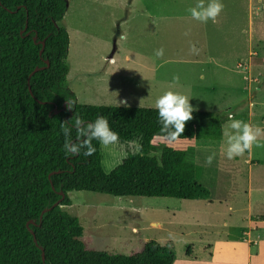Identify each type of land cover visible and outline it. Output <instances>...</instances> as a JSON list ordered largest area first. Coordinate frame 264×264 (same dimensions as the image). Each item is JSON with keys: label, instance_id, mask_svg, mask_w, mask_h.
<instances>
[{"label": "rangeland", "instance_id": "1", "mask_svg": "<svg viewBox=\"0 0 264 264\" xmlns=\"http://www.w3.org/2000/svg\"><path fill=\"white\" fill-rule=\"evenodd\" d=\"M65 1L58 25L69 37L67 85L78 104L154 108L156 98L171 90L185 95L193 111L231 114L259 129L252 147L232 159L224 151L223 132L232 131L228 120L219 141L199 140L188 150L186 160L201 168L198 182L207 198L69 192L71 205L62 209L78 219L86 248L127 256L147 241H171L173 264H264V253L248 252L242 242L249 240L241 239L249 210L264 216V0H221L220 14L198 33L186 24H204L182 16L201 0ZM167 26L168 33L160 31ZM161 48L164 54L156 56ZM138 151L137 139L99 145L101 169L110 173ZM257 227L249 238L258 242L264 226Z\"/></svg>", "mask_w": 264, "mask_h": 264}, {"label": "trees", "instance_id": "2", "mask_svg": "<svg viewBox=\"0 0 264 264\" xmlns=\"http://www.w3.org/2000/svg\"><path fill=\"white\" fill-rule=\"evenodd\" d=\"M66 8L65 0H0V264H173L171 241H147L127 256L87 249L78 219L62 207L71 205L72 191L207 198L198 182L201 168L187 162V152L199 140L219 141L228 115L193 111L184 131L168 142L155 108L78 104L67 86L69 37L58 25ZM75 115L88 122L106 118L117 143L137 139L139 151L110 173L101 169L96 140L91 156L65 155L61 123ZM71 137L77 140L74 129ZM60 191L64 199L40 221Z\"/></svg>", "mask_w": 264, "mask_h": 264}, {"label": "clouds", "instance_id": "3", "mask_svg": "<svg viewBox=\"0 0 264 264\" xmlns=\"http://www.w3.org/2000/svg\"><path fill=\"white\" fill-rule=\"evenodd\" d=\"M221 0H203L194 7L188 9L191 17L200 22L214 21L222 11ZM164 54L163 48L155 51L156 56ZM174 79H178L174 77ZM69 110L73 108L71 101H68ZM157 112L158 122L161 125L160 135L168 141L174 142L184 131L185 122L192 118L193 108L189 104V99L179 92L165 91L158 96L154 102ZM229 132L225 130L223 136L225 141V155L228 159L241 156L246 150L250 149L256 142L259 129L254 130L253 126L244 121L234 119L228 114ZM75 130L77 140L71 137L72 130ZM61 131L65 138L63 148L65 155L83 154L85 157L93 155L96 147L92 144L96 140L102 148H108L117 143L118 134L114 132L106 118L98 116L94 121L88 122L80 116H74L68 123H61ZM214 154L206 158V163L211 164Z\"/></svg>", "mask_w": 264, "mask_h": 264}, {"label": "crops", "instance_id": "4", "mask_svg": "<svg viewBox=\"0 0 264 264\" xmlns=\"http://www.w3.org/2000/svg\"><path fill=\"white\" fill-rule=\"evenodd\" d=\"M149 16H151V15H149ZM183 18L182 19H187V18H191V20H194L190 15H183L182 16ZM204 25H193V24H191V23H188V24H186V25H189V27L191 26L192 27V30H196L197 31V33L200 31L199 30V28H200V26L202 27V30L203 31H205L206 30V28H207V24H206V22H202ZM212 25H214V22L212 23ZM189 27L188 28H186V27H184V26H177V29L178 30H181L182 32H189L190 30H189ZM160 31L161 32H165V33H168L169 32V26H167V27H162V29H160ZM244 33H245V31H244ZM164 39V40H166V38L167 37H161V39ZM165 61H167V62H170L171 64H173V65H176V64H179V62H181V60H175V59H171V60H165ZM183 83V82H182ZM184 84V83H183ZM68 86V85H67ZM69 88V87H68ZM69 90H70V88H69ZM199 90V88L197 89V91ZM202 91V90H201ZM197 111V110H196ZM251 153V152H250ZM250 156H251V154H250ZM257 164H258V162H257ZM250 167H253V166H250ZM255 215L257 216V217H255ZM253 217H255L256 218V220H254L253 221ZM252 219V220H251ZM249 220H250V224H249V226L247 227V228H241V235H243L244 233L246 234V235H243L244 237L243 238H241V239H245L246 240V238L249 240V242H242V245L244 246V247H246L247 248V251L248 252H250L251 253V251L253 250V251H255V253L254 254H256V255H258L259 253L260 254H262V253H264V240H259L258 242L257 241H253L252 239H250L249 238V234H250V232L251 231H256V230H258V227H257V225H260V226H264V216H263V214H261V213H256V212H252V210H249ZM253 242L254 243V245H252L253 247H251V246H249V244L251 243V242ZM210 247H211V252H212V246L210 245ZM212 255H213V253H212ZM209 256H211V255H209ZM186 257H190V255L189 256H187L186 255ZM175 262V261H174ZM173 262V263H174ZM229 262L228 261H224L222 264H228ZM205 264H214V263H209V262H206Z\"/></svg>", "mask_w": 264, "mask_h": 264}, {"label": "water", "instance_id": "5", "mask_svg": "<svg viewBox=\"0 0 264 264\" xmlns=\"http://www.w3.org/2000/svg\"><path fill=\"white\" fill-rule=\"evenodd\" d=\"M34 41H35V38H34ZM43 47H44V43L42 42V43H41V50H40V53H39V54L42 53ZM45 64H46V66H48L49 63L46 61ZM41 69H42V68H41ZM38 70H39V68H35L34 71L31 73V75L34 74L35 72H37ZM29 92L31 93L30 88H29ZM56 113H57V111L55 110V111H54V114H56ZM59 195L61 196V199H60L57 203H55V204H54L52 207H50L49 209H44V210L41 212V214H40V221H41L42 215H43L44 213H46L47 211L51 210L53 207L58 206V205L60 204L61 200L64 199L65 195H64L61 191L59 192ZM30 223H32V222H30Z\"/></svg>", "mask_w": 264, "mask_h": 264}]
</instances>
